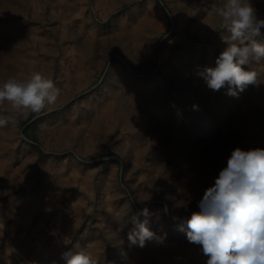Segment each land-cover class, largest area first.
I'll return each mask as SVG.
<instances>
[{
  "label": "rangeland",
  "instance_id": "obj_1",
  "mask_svg": "<svg viewBox=\"0 0 264 264\" xmlns=\"http://www.w3.org/2000/svg\"><path fill=\"white\" fill-rule=\"evenodd\" d=\"M215 3L0 0V84L39 71L61 90L0 128V264H65L74 245L98 264H205L179 225L235 148L264 149V84L232 96L199 75L230 35ZM144 207L167 236L140 248Z\"/></svg>",
  "mask_w": 264,
  "mask_h": 264
},
{
  "label": "clouds",
  "instance_id": "obj_2",
  "mask_svg": "<svg viewBox=\"0 0 264 264\" xmlns=\"http://www.w3.org/2000/svg\"><path fill=\"white\" fill-rule=\"evenodd\" d=\"M213 7L230 35L215 67H205L199 75L209 89L226 87L232 96L248 85L264 84L257 71L242 67L264 63V19L257 16L251 0H217ZM60 91L39 71L32 72L28 79L8 78L0 84V105H10L15 115H0V128L14 124L26 113L38 114L54 105ZM198 208L179 225V230L186 231L189 243L200 246L207 258L205 264H264V149L235 148L214 184L205 190ZM151 216L144 207L132 217L133 227L127 233L131 246L143 248L148 241L164 242L166 233L158 235L150 230ZM61 257L65 264H98L79 245Z\"/></svg>",
  "mask_w": 264,
  "mask_h": 264
}]
</instances>
